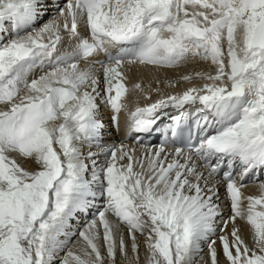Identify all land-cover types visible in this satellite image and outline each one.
Wrapping results in <instances>:
<instances>
[{
	"label": "snow or ice",
	"instance_id": "snow-or-ice-1",
	"mask_svg": "<svg viewBox=\"0 0 264 264\" xmlns=\"http://www.w3.org/2000/svg\"><path fill=\"white\" fill-rule=\"evenodd\" d=\"M0 264H264V0H0Z\"/></svg>",
	"mask_w": 264,
	"mask_h": 264
},
{
	"label": "bare ground",
	"instance_id": "bare-ground-1",
	"mask_svg": "<svg viewBox=\"0 0 264 264\" xmlns=\"http://www.w3.org/2000/svg\"><path fill=\"white\" fill-rule=\"evenodd\" d=\"M194 62H195L194 60H190L188 63L182 65L181 67L175 68V69L184 68L185 66H187L188 68L194 69V68H196V67H194L195 65L198 68L200 67V69H203V71L208 69V66L206 64H204L203 62L202 63L199 61H196V63H194ZM83 66L84 65L82 64V67ZM150 67L137 64V65H125L122 69H119L120 71L124 72L128 77L127 80L125 81L128 89H132L135 84H141V86L144 88V92H140L139 90L129 91L126 94L124 100L131 97L133 103H137L138 101L136 99H144L145 104H142V105L146 106L147 104H150V101L157 100L161 96L182 93L183 91L187 90L189 87L199 86L203 83L202 81H198V80H194L192 83L183 82L181 80V78L185 75H192V74L194 75L195 71H194V73H192L193 72L192 70H189V72H182L179 70L178 75H176L177 73H174V74H172L173 76H166L165 74H156L157 75L156 78H157V80H159L156 82L155 81L156 78L154 76L153 69H161L162 71L166 72L167 74H171V71L173 69L158 68V67H152V66H150ZM182 73H185V74L182 75ZM177 80H181V82L180 83H172L171 85L169 84V81L175 82ZM156 89H159V94L156 93ZM146 93L151 94L150 101H149V99L145 98ZM140 103L141 102H138L137 105ZM168 112H172V110L169 109ZM124 113H122V119H124L123 118ZM103 115H104V119L108 120V116L110 115V113L108 112V110H105ZM165 115L166 114L163 113V116H165ZM123 126H125V125L123 124V121H122L121 130L119 132H117L115 129H112V133L110 136H113L114 133L117 132V133H119V135H124L123 139L125 140L126 129H124ZM107 137H109V136H106V138ZM106 138H105V143L109 144L108 142H106ZM116 144L119 145L118 143H116ZM125 144L127 147L132 148L133 144L131 142H127V140H126ZM136 151L139 154L143 150L141 148H137ZM22 163H24V166H27L29 169H31V165H33V163H31V162H22ZM220 192H221V196L223 197L224 189H221ZM242 192L244 193L245 196H247V195H259L260 185L257 183L256 185L251 186V187L246 186V187L242 188ZM226 205H227V202H225V212L227 213L228 209H227ZM244 206L246 207V202H245ZM236 223L239 227H241L242 235L244 234L243 236L246 237V239H248L250 237V233H249L250 230H249V226L247 225V223L245 221H242L239 219L236 221ZM76 227H79V225H76ZM230 227H231V225H229V228ZM81 243H82V241H81ZM142 251H143V249H142Z\"/></svg>",
	"mask_w": 264,
	"mask_h": 264
},
{
	"label": "rangeland",
	"instance_id": "rangeland-1",
	"mask_svg": "<svg viewBox=\"0 0 264 264\" xmlns=\"http://www.w3.org/2000/svg\"><path fill=\"white\" fill-rule=\"evenodd\" d=\"M194 63H196V61L194 62ZM202 63V62H201ZM200 64V63H199ZM148 67H150V66H148ZM194 67H196V68H194V69H192V68H188L187 66H185L184 68H180V69H173L172 71H171V74H167L166 72H164V71H162L161 69H153V72H154V76H155V78L157 77V75L156 74H165L166 76H173L172 74H174V73H177L176 75H178V73H179V70L180 71H182V72H189V70H192L193 72L192 73H194V71L195 72H197V71H203V69H200V67L198 68L196 65L194 66ZM151 68V67H150ZM150 71V70H149ZM183 74H185V73H182V75ZM195 74V73H194ZM193 75V74H192ZM168 78V77H167ZM156 82L157 81H159V80H157V78H156V80H155ZM31 165V164H30ZM33 166V167H32ZM25 167H27V166H25ZM28 168V167H27ZM35 168V165L33 164V165H31V169L30 170H32V169H34ZM123 231H124V233H125V235H127V229L126 228H124L123 229ZM249 233H250V237L248 238V240H250L251 239V232L249 231ZM244 235V234H243ZM246 238V237H245Z\"/></svg>",
	"mask_w": 264,
	"mask_h": 264
}]
</instances>
